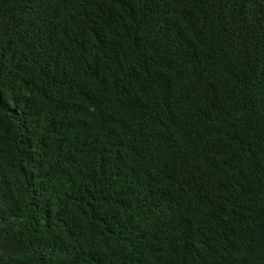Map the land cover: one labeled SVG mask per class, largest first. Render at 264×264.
I'll list each match as a JSON object with an SVG mask.
<instances>
[{
	"label": "trees",
	"instance_id": "trees-1",
	"mask_svg": "<svg viewBox=\"0 0 264 264\" xmlns=\"http://www.w3.org/2000/svg\"><path fill=\"white\" fill-rule=\"evenodd\" d=\"M0 264H264V0H0Z\"/></svg>",
	"mask_w": 264,
	"mask_h": 264
}]
</instances>
